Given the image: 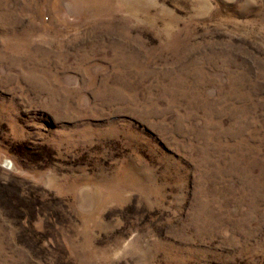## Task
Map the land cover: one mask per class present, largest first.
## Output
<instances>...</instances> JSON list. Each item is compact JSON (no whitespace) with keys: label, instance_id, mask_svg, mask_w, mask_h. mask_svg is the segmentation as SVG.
I'll use <instances>...</instances> for the list:
<instances>
[{"label":"rangeland","instance_id":"374dc122","mask_svg":"<svg viewBox=\"0 0 264 264\" xmlns=\"http://www.w3.org/2000/svg\"><path fill=\"white\" fill-rule=\"evenodd\" d=\"M0 264H264V0H0Z\"/></svg>","mask_w":264,"mask_h":264}]
</instances>
